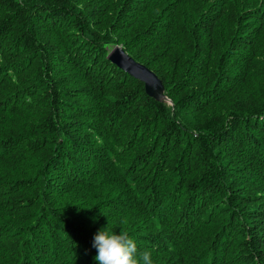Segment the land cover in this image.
Masks as SVG:
<instances>
[{
	"label": "trees",
	"instance_id": "1",
	"mask_svg": "<svg viewBox=\"0 0 264 264\" xmlns=\"http://www.w3.org/2000/svg\"><path fill=\"white\" fill-rule=\"evenodd\" d=\"M263 51L264 0H0V264H98L105 228L264 264Z\"/></svg>",
	"mask_w": 264,
	"mask_h": 264
},
{
	"label": "clouds",
	"instance_id": "2",
	"mask_svg": "<svg viewBox=\"0 0 264 264\" xmlns=\"http://www.w3.org/2000/svg\"><path fill=\"white\" fill-rule=\"evenodd\" d=\"M92 247L97 250L94 259L98 264H152L151 253H138L136 242L123 230L118 235L107 228L98 231Z\"/></svg>",
	"mask_w": 264,
	"mask_h": 264
},
{
	"label": "water",
	"instance_id": "3",
	"mask_svg": "<svg viewBox=\"0 0 264 264\" xmlns=\"http://www.w3.org/2000/svg\"><path fill=\"white\" fill-rule=\"evenodd\" d=\"M107 57L117 67L142 81L148 96L157 101H165L164 85L154 71L136 61L120 46H114Z\"/></svg>",
	"mask_w": 264,
	"mask_h": 264
},
{
	"label": "rangeland",
	"instance_id": "4",
	"mask_svg": "<svg viewBox=\"0 0 264 264\" xmlns=\"http://www.w3.org/2000/svg\"><path fill=\"white\" fill-rule=\"evenodd\" d=\"M116 46H120V47H121V45H116ZM263 52H264V51H263ZM108 55H109V54H108ZM108 55H107V56H108ZM164 95H165V98H166L164 102H166V103L169 104V105H172V101L170 100V98H168V97L166 96L165 92H164ZM160 102H162V101H160ZM58 202H59V204H61L62 199L58 200ZM71 214H72V215H77L76 212L71 213ZM159 259H164V258H162V257L159 256Z\"/></svg>",
	"mask_w": 264,
	"mask_h": 264
}]
</instances>
